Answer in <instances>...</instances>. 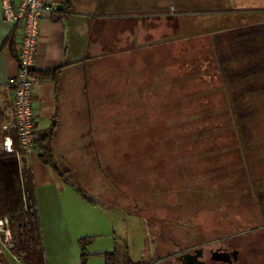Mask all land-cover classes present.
I'll return each instance as SVG.
<instances>
[{"label": "rangeland", "instance_id": "obj_1", "mask_svg": "<svg viewBox=\"0 0 264 264\" xmlns=\"http://www.w3.org/2000/svg\"><path fill=\"white\" fill-rule=\"evenodd\" d=\"M250 8H264V0L185 3L181 13L186 15H183L186 27L179 31V19L168 20L177 42L197 39L190 41L191 62L189 51L180 52L184 58L179 61L186 67L191 63L190 74L187 70L183 76L182 72L178 73L179 61L177 58L175 61V77L180 74L184 83L182 80L175 83V92L169 98L143 100L144 105L153 106L148 114L146 109L145 112L140 109L141 100L126 99L120 100L121 108L112 109L115 113L106 114L104 120L102 109L93 105L95 145L74 146V165L79 173L74 183L78 182L85 190H90L85 185L93 184L96 192L108 190L107 185L109 190L124 191L128 199L124 201L126 210L115 220L119 264H162L184 249L261 225L264 164L255 162L264 154V108L253 123L257 146L245 153L243 132L238 124L231 125L225 106L226 92L208 58L211 50L194 46L202 38L204 42L208 38L212 41L215 31L252 23L243 12ZM232 9L237 14L230 13ZM169 25L167 20L159 23L160 28ZM210 31L212 36L208 35ZM212 44L215 50L213 41ZM180 45L176 43L175 47ZM165 49V45L159 46L152 54L158 51V57L168 52L170 55L171 50ZM175 51L178 57L179 52ZM141 69L148 71L147 74L152 71L151 75H143L145 78L158 77L154 74L157 65ZM202 79L210 83L201 82ZM88 134L91 136V131ZM241 154L248 161L252 180L242 164ZM88 166L92 170L87 173L89 179L85 176ZM258 230H250L252 233L245 235V241L254 250L264 251V229ZM0 260L9 264L8 255L1 247Z\"/></svg>", "mask_w": 264, "mask_h": 264}, {"label": "crops", "instance_id": "obj_2", "mask_svg": "<svg viewBox=\"0 0 264 264\" xmlns=\"http://www.w3.org/2000/svg\"><path fill=\"white\" fill-rule=\"evenodd\" d=\"M50 1L56 9L43 19L41 26L39 54L34 67L38 83L33 103L36 135L49 133L47 145L52 151L53 165L42 162L40 148L36 147L30 157L23 159L22 166L29 170L32 179L46 264H105L104 254L118 253L115 220L126 210L128 199L123 190H109L108 185V190L97 192L93 190V184L85 185L90 190L82 189L78 182L76 185L74 178H78L79 173L74 165V146L95 145L93 105L102 109L104 117L113 112L112 109L121 108L120 100H141L140 109L144 112L146 109L148 114L153 106L144 105L143 100L159 96L169 98L175 92L174 84L180 80L184 83L183 72L187 70L190 74L192 66L190 63L186 67L179 61L184 58L180 52L189 51L187 54H190L191 38L187 43L174 40L176 32L168 20L178 18L179 31L185 28L183 18L186 15L181 11L191 0ZM58 6L63 7L58 10ZM246 15L250 22L254 21V16ZM163 20H167L170 28L159 27ZM211 34L210 31L208 35ZM21 37L22 27L4 21L0 9V149L5 136L18 140L12 127V81L18 75ZM203 40L194 46L211 50L208 58L216 66L211 38ZM176 43L182 46L175 47ZM162 45L165 50H171L170 55L168 52L158 57V51L152 54L154 48L157 50ZM175 50L179 52L178 57ZM176 58L178 73L182 72V76L177 77L174 74ZM188 60L191 62L190 55ZM154 65H157V72H153L158 77H143L151 75L152 71L147 74L148 71L141 68ZM133 75L138 79H131ZM202 80L210 83L207 79ZM218 80L222 86L220 75ZM224 97H227L226 93ZM93 100L97 102L93 103ZM5 126H10V130H4ZM82 153L85 157V151ZM241 156L252 180L248 161L244 154ZM258 161L260 159L255 162L257 165L264 164ZM87 169L85 176L89 179L87 173L92 170L90 166ZM82 239L88 240L85 258Z\"/></svg>", "mask_w": 264, "mask_h": 264}, {"label": "trees", "instance_id": "obj_3", "mask_svg": "<svg viewBox=\"0 0 264 264\" xmlns=\"http://www.w3.org/2000/svg\"><path fill=\"white\" fill-rule=\"evenodd\" d=\"M244 10L243 12L254 16L252 23L227 27L214 33L212 41L215 46V71L219 73L227 95L225 106L230 122L241 128L245 153L249 154L257 146L253 123L264 108V8ZM231 11L230 13L237 14L235 9ZM41 136L36 139V147L41 152L40 159L43 163L53 165L52 151L47 145L49 133ZM14 146L19 150L18 140L14 141ZM259 159H264V154ZM24 189L33 193L29 170L19 164L16 154L7 153L1 148L0 218L10 217L18 252L22 255L24 264H45L40 233L33 242H27L21 240L18 232V226L24 221L21 212ZM262 213L264 215V208ZM261 222L264 223V219ZM87 242V239L80 240L84 258L87 256ZM104 258L105 264H119L117 252L104 254Z\"/></svg>", "mask_w": 264, "mask_h": 264}, {"label": "built area", "instance_id": "obj_4", "mask_svg": "<svg viewBox=\"0 0 264 264\" xmlns=\"http://www.w3.org/2000/svg\"><path fill=\"white\" fill-rule=\"evenodd\" d=\"M0 9L4 21L20 25L22 37L19 44L17 77L12 81L14 90L13 128L17 132L19 150L14 146L10 136L3 139L2 149L16 154L19 164L30 157L36 150V112L34 108V92L38 83L34 74L39 54L40 32L43 19L55 12V5L50 0H0ZM5 126L4 130H10ZM21 212L23 223L18 226L21 240L33 242L39 235L38 205L30 190H23ZM0 247L8 255L9 264H24L18 252L16 237L10 217L0 218ZM0 264H3L0 260Z\"/></svg>", "mask_w": 264, "mask_h": 264}, {"label": "flooded vegetation", "instance_id": "obj_5", "mask_svg": "<svg viewBox=\"0 0 264 264\" xmlns=\"http://www.w3.org/2000/svg\"><path fill=\"white\" fill-rule=\"evenodd\" d=\"M254 229L263 230L264 223L250 230ZM250 230L184 249L162 264H264V251L254 250L245 241Z\"/></svg>", "mask_w": 264, "mask_h": 264}, {"label": "water", "instance_id": "obj_6", "mask_svg": "<svg viewBox=\"0 0 264 264\" xmlns=\"http://www.w3.org/2000/svg\"><path fill=\"white\" fill-rule=\"evenodd\" d=\"M62 7H63V6H58V7H57V9H58V10H61V9H62Z\"/></svg>", "mask_w": 264, "mask_h": 264}]
</instances>
